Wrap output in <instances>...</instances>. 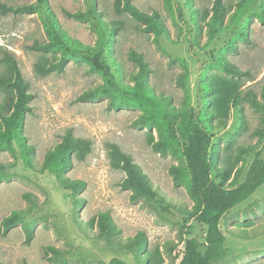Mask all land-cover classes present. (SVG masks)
Segmentation results:
<instances>
[{"label": "rangeland", "instance_id": "rangeland-1", "mask_svg": "<svg viewBox=\"0 0 264 264\" xmlns=\"http://www.w3.org/2000/svg\"><path fill=\"white\" fill-rule=\"evenodd\" d=\"M1 1L20 4L33 0ZM221 1L222 23L211 38L213 0H130L142 11L157 12L166 34L155 42L153 33L142 29L141 21L118 11L123 0H47L68 36L99 49L97 20L92 16L83 20L67 16V12L88 13L95 7L101 24L113 28L108 38L109 55L123 82L134 83L130 75L138 70L134 54L142 56L150 68L147 84L156 94L169 96L174 106L182 100V88L176 84L181 73L187 74L194 106L203 105V99L214 106L227 98L226 125L218 126L213 121L211 159L226 182L233 185L242 181L255 152L261 149L264 154V15L259 16L264 14V0H248L242 8L239 3L246 0ZM47 40L38 13H0V46L12 55L27 91L33 95L22 128L26 144L33 147L27 156L29 164L18 144L0 149V162L15 164L9 180L0 181V220L13 209L28 211L30 204L22 197L24 192L36 195L34 210L6 235L0 232V264H58L42 258L43 247L48 245L61 249L68 264H110L112 259L136 264L134 255L118 242L139 231L147 240L143 254L156 252L163 264H176L184 239L194 237L205 243V226L187 212L193 200L184 186H173L168 173L169 166L179 159L151 149L146 135L152 131L156 138L155 129L131 126L142 113L140 108H110L111 98L100 91L96 99H77L82 92L98 90L105 83L103 75L82 57L69 56L61 70L38 71L37 66L48 67L60 58L58 51L35 48ZM1 56L0 75L8 76L9 66ZM221 60L244 73L239 77L229 74L221 67ZM250 96L257 100L256 106L248 101ZM3 97L0 90V103ZM67 131L90 141L84 159L72 157L71 169L64 172V176L85 181L77 194L78 204L59 186L56 176L40 168L45 152ZM109 144H115L139 164L159 197L130 201L131 191L120 187L125 173L110 163ZM242 146L251 151L239 158ZM104 211L119 230L111 243L98 238L97 216ZM26 222H32L34 228L29 244L24 242ZM219 225L225 242L214 264H264V183L229 210Z\"/></svg>", "mask_w": 264, "mask_h": 264}, {"label": "trees", "instance_id": "trees-1", "mask_svg": "<svg viewBox=\"0 0 264 264\" xmlns=\"http://www.w3.org/2000/svg\"><path fill=\"white\" fill-rule=\"evenodd\" d=\"M247 2L241 1L239 8ZM257 3L258 0L251 2ZM119 10L131 14L143 23L142 29L153 33V40L158 42L166 34L162 21L157 12H145L137 8L130 0H123ZM211 38L217 33V25L222 23L223 5L221 0H213L212 3ZM38 13L41 17L46 36L49 40L37 44L35 48L60 52L57 62H52L48 67L37 66V70L47 73L51 69L61 70L69 56L82 57L91 64L92 69L99 71L105 83L98 90H87L78 96L79 101H90L98 97L99 91L111 98L110 108L121 106H135L142 110L132 122L135 128L146 127L155 129L156 138L152 131L147 133L146 142L151 149L165 156L172 154L179 159L177 164H171L168 173L171 176L174 187L184 186L188 195L193 200L192 207L187 211L188 215L198 223L205 226L204 244H200L194 237L183 240L182 255L176 264H214L217 255L223 248L225 235L219 222L221 218L234 206L251 195L264 183V154L261 149L255 152L245 175L240 182L233 185L227 183L223 172L218 170L211 159V131L213 121L218 126H225L228 119L227 98L217 101L214 106L209 105L205 99L203 105L194 106L190 101V91L187 86V74L178 75L176 84L182 88V100L179 106L170 102V97L162 93L156 94L147 84L146 78L150 70L147 62L140 55H132L138 65V70L130 75L133 84L122 81L119 73L115 71L113 59L109 55L108 38L113 28L107 29L100 21V14L94 6L88 13L82 11L67 12L68 17L83 20L92 16L97 20V29L100 33V47L93 49L86 44L72 39L60 27L54 14L51 12L47 0H33L20 4H10L0 0V13ZM246 11L243 10L242 13ZM263 13L259 14L261 17ZM237 26V25H235ZM1 61L6 62L10 69L8 76L0 75V90L4 93L0 103V149H12L18 144L24 149L26 164L27 156L33 149L26 144L22 135L24 116L29 111V102L33 95L27 91V83L22 79L19 68L12 55L0 46ZM221 67L229 74L239 77L244 72L234 64L220 61ZM209 88L208 84H204ZM252 105H257L254 97L248 100ZM231 102V100H230ZM234 106L236 102H231ZM90 150V141L75 138L67 131L52 148L48 149L41 164L42 171H48L56 176L61 188L68 191L75 204H78L77 194L85 187L82 179H71L64 176V172L71 169L72 157L78 160L84 159ZM251 151L249 147H240L237 156ZM108 157L114 168H119L125 173L120 182L122 189L131 191L129 199L135 202L139 199L154 200L160 196L154 188L148 176L142 171L139 164L134 162L130 155L121 151L115 144H109ZM15 166L13 162H0V181L9 180L10 169ZM239 173L236 174L237 178ZM235 181H237L235 179ZM22 197L30 204L28 211L13 209L0 220V232L6 235L28 212H32L36 205V195L24 192ZM98 238L106 243H111L119 232L110 214L106 211L97 216ZM246 228H242L245 231ZM25 233L24 242L29 244L34 236L32 222L23 224ZM122 248L132 253L136 258V264H163L156 252L143 254L147 250V240L143 232L139 231L133 236H127L123 242H118ZM169 250H173L169 247ZM42 258L53 263L68 264L64 252L55 246H44ZM26 264V263H24ZM110 264H127L121 259H112Z\"/></svg>", "mask_w": 264, "mask_h": 264}]
</instances>
